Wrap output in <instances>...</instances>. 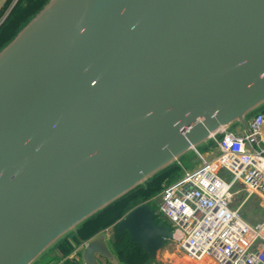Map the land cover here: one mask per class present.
Masks as SVG:
<instances>
[{
	"label": "water",
	"instance_id": "1",
	"mask_svg": "<svg viewBox=\"0 0 264 264\" xmlns=\"http://www.w3.org/2000/svg\"><path fill=\"white\" fill-rule=\"evenodd\" d=\"M258 112L264 0H47L0 48V264H57L75 237L81 264H123L84 226ZM159 215L116 227L156 259Z\"/></svg>",
	"mask_w": 264,
	"mask_h": 264
},
{
	"label": "built area",
	"instance_id": "2",
	"mask_svg": "<svg viewBox=\"0 0 264 264\" xmlns=\"http://www.w3.org/2000/svg\"><path fill=\"white\" fill-rule=\"evenodd\" d=\"M249 122L251 132H226L217 156L199 154L201 164L161 192L159 212L170 222L177 248L192 261L264 264V219L253 223L243 216L253 196L264 206V112Z\"/></svg>",
	"mask_w": 264,
	"mask_h": 264
},
{
	"label": "trees",
	"instance_id": "3",
	"mask_svg": "<svg viewBox=\"0 0 264 264\" xmlns=\"http://www.w3.org/2000/svg\"><path fill=\"white\" fill-rule=\"evenodd\" d=\"M46 2L47 0H29V5L26 8L22 9V11L20 10L17 15L15 14L16 16L12 18L11 22L0 33V48L4 44L8 43L16 35L17 31L21 29L29 21V19L43 7ZM181 175V172H177L175 175H170V181L175 180ZM154 192H157V190ZM144 198L139 202L137 201L135 202V204L127 207V209H122L123 213L126 214L131 208L139 205L144 200ZM109 208L98 218L87 223L84 226V228L81 230V235L83 238H89L92 235L98 233L101 228H108L111 225L112 221L117 218V214H115V216L113 217V215L108 212L110 210ZM115 213H118V211ZM108 219L110 220L108 221ZM158 219L160 220L161 217H159ZM98 224L99 226L97 227V229H95L94 227ZM112 242L119 256V259L123 264H153L155 262V259H153L149 253L144 252L143 247L139 243L130 240V233L127 230L119 231L116 225L114 227V232L112 235ZM69 253L70 251L65 252L66 256L62 264H81L79 255L70 257ZM107 264L109 263L107 262Z\"/></svg>",
	"mask_w": 264,
	"mask_h": 264
},
{
	"label": "rangeland",
	"instance_id": "4",
	"mask_svg": "<svg viewBox=\"0 0 264 264\" xmlns=\"http://www.w3.org/2000/svg\"><path fill=\"white\" fill-rule=\"evenodd\" d=\"M215 150H217L216 154H215V152H216ZM207 152H208L209 157H208V155H206ZM218 153H219L218 152V147H217V145H214L212 147L203 149L201 154H203L208 159H212L215 156H217ZM188 163H191V164H189L188 167L175 166V168L177 169L178 172H181L182 175H183L186 170H190V168H194V167H196V166L201 164L200 155L191 156L185 162V164H188ZM162 175L160 176V178L158 176L157 179H156L157 180L156 181L157 185H156L155 189H157V187H159L160 191L158 190L157 192H155V195H154V197L152 198V201H151L152 206L155 207L158 210L161 209V203H162V194H161V192H162L163 188L166 186V182L167 181L165 179L168 176V174H165L164 176H162ZM240 198H242V197H240ZM258 203L260 204V206H262V208H264V206L261 204V201L258 202V200H255V201L251 200V203H249L248 206H245L244 209H243V216L246 219H248L249 221L253 222V223H257V222H259V221L264 219V209L262 210L259 207ZM124 215L125 214L122 211V207H120L119 210H118V213H117V218L115 220H113L111 225L108 227V229H109V231L111 233L114 232L115 225L118 223V221ZM159 217H161V219L164 220L165 223L170 225V222L163 216L162 213L159 215ZM110 219H108V221ZM98 226H99V224L96 225L94 228L97 229ZM74 239H79V238H74ZM72 241H73V239H72ZM73 249H74V247H72V245L70 243H67L66 245H64V253L68 252V251H70V253H71L73 251ZM170 253H175L176 254V256L173 255V257H172L173 259L177 258V259H179L181 261L186 262V264H197L196 262L190 260L189 258H187L185 255L182 254V250L177 248L176 242L173 239L168 240L167 244L159 251V254L157 255V258H160V259L164 258V254H166L165 255V258H166V257L169 256ZM76 255L78 256L79 254H76Z\"/></svg>",
	"mask_w": 264,
	"mask_h": 264
},
{
	"label": "crops",
	"instance_id": "5",
	"mask_svg": "<svg viewBox=\"0 0 264 264\" xmlns=\"http://www.w3.org/2000/svg\"><path fill=\"white\" fill-rule=\"evenodd\" d=\"M25 1H26V3H25ZM28 5H29V0H0V33L11 22L13 17H15L19 13L20 10L22 11V9L26 8ZM232 131L238 135H242L245 132V130L241 126H237ZM261 141L264 144V123H263V127H262ZM215 151H216L215 152V154H216L217 150H215ZM218 152H219V150H218ZM206 155H208V152L206 153ZM208 157H209V155H208ZM190 169H192V168H190ZM244 193H245V191L240 193L241 197ZM251 200H254V201L258 200V202H259V201H261V198L259 196L251 197L247 202H245L244 207L248 206V204L251 203ZM261 204H262V202H261ZM258 205L262 210L264 209V208H262V206H260L259 203H258ZM244 207H243V209H244ZM107 231L110 232L108 228H107ZM112 235H113V233H112ZM75 238H77V237H75ZM84 239H87V238H84ZM80 240L81 239H74L73 238V241L65 242L60 247L61 250L57 251V253H56V255L58 254L57 257H54L49 262H53L55 260L56 262H58L57 264H62V262L66 256V254L64 253V245H66L67 243H70L72 245V247H74L72 242H74L76 244V247H74L73 251L71 253H69V256L70 257L71 256H77L76 254L79 253V251H80L79 248L81 246ZM158 254H159V252H158ZM165 255L166 254H164V258H162V259H160V258L155 259V262L153 264H186V262L181 261L177 258L173 259L172 258L173 255L176 256L175 253H170L169 256L166 258H165ZM107 262L108 261L106 259H103V264H107ZM194 262H196V261H194ZM196 263L202 264L201 262H196Z\"/></svg>",
	"mask_w": 264,
	"mask_h": 264
},
{
	"label": "flooded vegetation",
	"instance_id": "6",
	"mask_svg": "<svg viewBox=\"0 0 264 264\" xmlns=\"http://www.w3.org/2000/svg\"><path fill=\"white\" fill-rule=\"evenodd\" d=\"M177 172H178L177 169L175 167H173V168L163 172L162 173L163 175L162 174L161 175L164 176L165 174H168V176L165 179L167 181L166 182V184H167L168 182H170V175H172V174L175 175ZM161 175H158L159 178H160ZM156 181L157 180H155L150 185L149 189L148 188L146 189V188L139 187V188H136V189L132 190L127 195H125L123 198L118 200L116 204H114L112 207H110L109 208L110 210L108 212H110V214L113 215V217H114L115 214H117L115 212H117L120 207H122V209H127V207L131 206L132 204H135V202H137V201L139 202L144 197H145L144 201L149 200V202H151L152 198L155 195L154 191H156V190L158 191L159 190L158 187H157V189H155V187L157 185Z\"/></svg>",
	"mask_w": 264,
	"mask_h": 264
},
{
	"label": "bare ground",
	"instance_id": "7",
	"mask_svg": "<svg viewBox=\"0 0 264 264\" xmlns=\"http://www.w3.org/2000/svg\"><path fill=\"white\" fill-rule=\"evenodd\" d=\"M207 264V262H205Z\"/></svg>",
	"mask_w": 264,
	"mask_h": 264
}]
</instances>
